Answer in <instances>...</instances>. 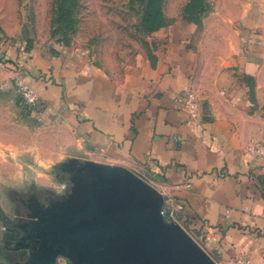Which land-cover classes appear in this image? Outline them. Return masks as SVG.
<instances>
[{
    "label": "crops",
    "instance_id": "crops-1",
    "mask_svg": "<svg viewBox=\"0 0 264 264\" xmlns=\"http://www.w3.org/2000/svg\"><path fill=\"white\" fill-rule=\"evenodd\" d=\"M187 33L157 32L153 55L121 80L73 51L45 53L31 66L35 109L61 120L88 161L125 168L164 195L177 212L171 222L199 238L216 264H264V158L247 151L251 142L264 146V93L250 94L231 73L225 98L209 95L205 108L197 94L192 119L183 102L195 88Z\"/></svg>",
    "mask_w": 264,
    "mask_h": 264
},
{
    "label": "rangeland",
    "instance_id": "rangeland-1",
    "mask_svg": "<svg viewBox=\"0 0 264 264\" xmlns=\"http://www.w3.org/2000/svg\"><path fill=\"white\" fill-rule=\"evenodd\" d=\"M163 28L188 32L194 89L205 108L209 95L226 97L231 73L250 94L264 93V0H0V264L28 258L15 249L22 233L12 226L26 218L19 200L66 197L60 166L89 158L61 120L25 103L21 88L30 85L32 62L70 50L121 80L153 55ZM56 264L70 263L60 257Z\"/></svg>",
    "mask_w": 264,
    "mask_h": 264
},
{
    "label": "water",
    "instance_id": "water-1",
    "mask_svg": "<svg viewBox=\"0 0 264 264\" xmlns=\"http://www.w3.org/2000/svg\"><path fill=\"white\" fill-rule=\"evenodd\" d=\"M66 197L26 212L14 225L25 262L56 264H216L179 224L166 222L165 196L133 172L88 160L60 166Z\"/></svg>",
    "mask_w": 264,
    "mask_h": 264
},
{
    "label": "built area",
    "instance_id": "built-area-1",
    "mask_svg": "<svg viewBox=\"0 0 264 264\" xmlns=\"http://www.w3.org/2000/svg\"><path fill=\"white\" fill-rule=\"evenodd\" d=\"M22 95L25 103L31 107L35 108L39 104V95L30 85H22ZM183 102L185 108L192 119L197 118L199 112V102L194 88H190L183 97ZM247 151L257 157L264 158V146L259 142H251L247 147ZM178 210H182V206H178ZM176 210L169 209L168 207L163 206L161 210V215L166 222H171L176 217ZM188 233V232H187ZM189 234V233H188ZM190 235V234H189ZM235 264H253L250 259L247 258H238L235 261Z\"/></svg>",
    "mask_w": 264,
    "mask_h": 264
},
{
    "label": "flooded vegetation",
    "instance_id": "flooded-vegetation-1",
    "mask_svg": "<svg viewBox=\"0 0 264 264\" xmlns=\"http://www.w3.org/2000/svg\"><path fill=\"white\" fill-rule=\"evenodd\" d=\"M52 198L51 197H46L44 199H40L37 197V195H30V198L28 199H20L19 200V203H20V206H22L21 208L23 210H25L26 212H30V211H33V210H36L38 208H40L41 206L43 205H46L48 204V202L51 200ZM27 218L23 219V220H26ZM22 220V221H23ZM20 221V220H19ZM20 235H21V231L18 227H16L15 225L12 226ZM21 237V236H20ZM20 239V238H19ZM19 241V240H18ZM59 259V258H58ZM57 259V260H58ZM57 263V261H56Z\"/></svg>",
    "mask_w": 264,
    "mask_h": 264
}]
</instances>
